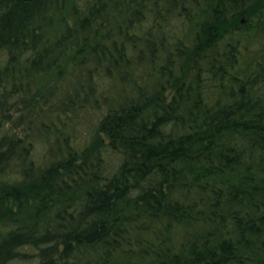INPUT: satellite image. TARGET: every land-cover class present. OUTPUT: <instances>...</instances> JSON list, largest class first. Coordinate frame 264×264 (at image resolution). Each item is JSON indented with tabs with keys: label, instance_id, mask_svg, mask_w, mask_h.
<instances>
[{
	"label": "trees",
	"instance_id": "trees-1",
	"mask_svg": "<svg viewBox=\"0 0 264 264\" xmlns=\"http://www.w3.org/2000/svg\"><path fill=\"white\" fill-rule=\"evenodd\" d=\"M34 257L264 264V0H0V264Z\"/></svg>",
	"mask_w": 264,
	"mask_h": 264
},
{
	"label": "rangeland",
	"instance_id": "rangeland-1",
	"mask_svg": "<svg viewBox=\"0 0 264 264\" xmlns=\"http://www.w3.org/2000/svg\"><path fill=\"white\" fill-rule=\"evenodd\" d=\"M33 88H35V85H33ZM106 108V105L102 103L100 106H89L84 112H82L81 116H83V124L81 125V131L83 136H89L95 123L100 119ZM35 114H38L37 117H35V119L38 120L37 122H42L47 115L52 116V112L48 111L47 107H38ZM27 252L32 254L36 251L28 248ZM9 264H38V259L36 257L27 260L17 259Z\"/></svg>",
	"mask_w": 264,
	"mask_h": 264
}]
</instances>
